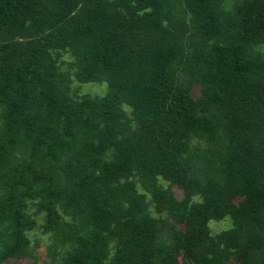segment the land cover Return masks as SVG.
<instances>
[{
    "label": "trees",
    "instance_id": "16d2710c",
    "mask_svg": "<svg viewBox=\"0 0 264 264\" xmlns=\"http://www.w3.org/2000/svg\"><path fill=\"white\" fill-rule=\"evenodd\" d=\"M28 260L264 264V0H0V264Z\"/></svg>",
    "mask_w": 264,
    "mask_h": 264
},
{
    "label": "rangeland",
    "instance_id": "374dc122",
    "mask_svg": "<svg viewBox=\"0 0 264 264\" xmlns=\"http://www.w3.org/2000/svg\"><path fill=\"white\" fill-rule=\"evenodd\" d=\"M104 93H105V90H104V88L103 87H100V86H84V87H82V88H80V91H79V94L80 95H91V96H102V95H104ZM167 187V186H166ZM176 196L181 200L182 199V197H183V195H182V193H180V192H177L176 193ZM223 227H228V224L226 223V224H223ZM222 227L221 226H219V227H217L216 228V230H219V229H221ZM214 230V229H213ZM32 240H33V242H38L39 243V246H40V248H41V250H39V249H36L37 250V252H41V254L43 255V253L45 252L44 250L45 249H43V246H44V244H45V240H46V238L44 237V238H42L38 233L37 234H35V238H32ZM44 240V241H43ZM23 264H32V261H30V260H28V261H26L25 263H23ZM39 264H42L41 262L39 263Z\"/></svg>",
    "mask_w": 264,
    "mask_h": 264
}]
</instances>
